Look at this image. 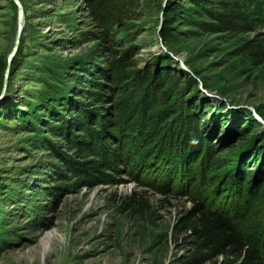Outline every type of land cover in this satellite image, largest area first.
Instances as JSON below:
<instances>
[{"label":"rangeland","instance_id":"374dc122","mask_svg":"<svg viewBox=\"0 0 264 264\" xmlns=\"http://www.w3.org/2000/svg\"><path fill=\"white\" fill-rule=\"evenodd\" d=\"M19 1L24 29L0 103V264H194L200 254L189 213L198 202L231 214L233 193L133 169L120 176L123 183L74 188V179L61 183L53 174L62 164L48 144L61 140L49 127L112 55L131 51L132 70L166 73L196 92L190 103L200 126L216 152L233 146L219 157L235 160V172L251 147L264 146V63L255 67L242 52L263 30L204 33L197 24L207 21L203 8L212 0H137L111 26V43L94 39L100 29L85 0ZM16 34L17 8L0 0V86ZM244 166L252 182L264 172V152L261 162ZM59 186L67 191L53 195ZM262 228L264 202L254 205L244 231Z\"/></svg>","mask_w":264,"mask_h":264},{"label":"trees","instance_id":"16d2710c","mask_svg":"<svg viewBox=\"0 0 264 264\" xmlns=\"http://www.w3.org/2000/svg\"><path fill=\"white\" fill-rule=\"evenodd\" d=\"M85 1L92 21L100 29L94 39L111 43V26L137 3ZM203 9L207 21L197 25L204 33L263 30L244 44L242 52L253 66L264 63V0H212ZM132 58L131 51L123 52L118 59L112 55L110 67L98 70L97 76L86 80L88 86L77 91L79 100H65L62 110L54 112L55 124L49 129L61 143L48 146L62 164L54 167L57 181L74 179V188L91 189L123 183L120 176L133 169L143 174L163 171L168 181L181 177L213 182L219 191L233 193L227 197L236 204L226 215L195 204L187 217L194 220L191 237L200 254L193 263L204 264L221 257L222 264H264V228L250 234L244 231L254 205L264 202V172L260 168V174L251 182L244 165L261 162L264 146L251 147L248 156L237 163L236 171H231L235 160L219 154L233 146L216 152L213 137L200 126L199 110L190 103L196 92H189V84L180 87L178 79L166 73L134 71ZM206 124L214 133V124ZM54 190L53 195H57L67 188Z\"/></svg>","mask_w":264,"mask_h":264},{"label":"water","instance_id":"95a60500","mask_svg":"<svg viewBox=\"0 0 264 264\" xmlns=\"http://www.w3.org/2000/svg\"><path fill=\"white\" fill-rule=\"evenodd\" d=\"M14 5L17 8V34H16V38H15V42H14V46L13 49L11 51V53L8 56L7 59V67H6V71L4 73V78L2 81V85L0 86V103L4 100L5 98V92L7 89V84H8V79H9V75H10V69H11V65H12V61L14 59V57L16 56L18 47H19V43H20V38L21 35L23 33V29H24V10H23V6L20 3L19 0H12Z\"/></svg>","mask_w":264,"mask_h":264}]
</instances>
